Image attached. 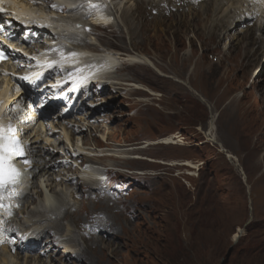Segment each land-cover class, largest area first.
I'll list each match as a JSON object with an SVG mask.
<instances>
[{"label":"rangeland","instance_id":"obj_1","mask_svg":"<svg viewBox=\"0 0 264 264\" xmlns=\"http://www.w3.org/2000/svg\"><path fill=\"white\" fill-rule=\"evenodd\" d=\"M213 1L218 9L211 13V20L217 21L232 1L228 4L224 2L225 5L221 0ZM237 1L234 0L235 6ZM205 3L190 0H87L83 1L80 11L72 13L52 7L54 3H34V9H42L52 22L59 19L69 22L68 30L78 41L63 38L53 40L50 32L48 35L38 33L41 34L39 38L28 47L31 52L25 53L31 61L36 52L59 57L67 52L82 51L88 56L106 59L104 62L108 69L105 76L111 78L109 82L90 83L85 95L80 92L76 97L78 104L83 106L65 116L76 122L63 125L67 126L63 128L69 142L64 140L56 119L48 124L51 118L41 121L42 135L33 137V140L37 146L47 150L54 144L56 149L51 157H58V162L68 159V150H76L77 147L81 151L78 147H82V140L87 141L83 147L88 152L79 154L73 167L79 173L86 171V168H82L84 166L91 167L92 171H105V175H98L101 185L98 188L92 185L89 189L92 194H88L87 202L80 200L81 183L88 175L93 178L95 172L90 175L87 172L91 171H86V176H74L70 186H57L59 182L56 180L52 186L66 200H69L71 192L72 199L77 200L76 206H67L72 214L69 221L73 219L75 227L92 218L93 212H96L97 219L108 222V227L94 234V238H101L102 246L107 251L105 254L89 251L83 262L75 258V252L63 256L65 253L59 240L66 234L64 229L59 233L52 231L43 234L34 252L20 250L19 264H49L52 256L62 264H264V158L261 156L264 144L260 153L249 160L245 146L251 147L253 138L247 145L246 137L238 142L234 134L235 124V133L247 127L246 120H242L244 114L258 117L257 126L264 122V47L243 62L247 53L245 42L240 39L244 35L237 32L245 31L243 29L246 27L243 24L232 26L227 36L219 42L216 34H208L204 28L206 21L201 13ZM86 4L99 9L86 8ZM196 6L201 12L199 16L196 15ZM94 11L109 13L103 27L93 25L96 19ZM256 21L255 18L252 22ZM67 27L57 29L60 31ZM253 28L250 31L256 34V26ZM229 38L234 42L240 41L239 45L230 47ZM257 47L258 44H253L251 49ZM183 57L186 58L184 68L181 62ZM100 62L83 65L82 69L103 64ZM231 63L237 67L243 63L245 65L231 72ZM21 64L23 68L24 63ZM80 69L81 65L72 68L68 75L75 80L78 76L72 74L76 72L79 75ZM59 71L61 73L60 68ZM56 75L51 74L48 79ZM113 82L122 86L114 87ZM177 83L184 84H180L181 90L173 85ZM138 89L142 92L138 93ZM12 93H15L14 89ZM238 94L244 108L236 103L231 109L228 102ZM202 96L209 102L203 100ZM65 104L58 106L57 115ZM211 112H217L215 124L219 142L209 138ZM73 126L81 128L83 132L70 135ZM43 134L47 139L43 138ZM171 138L180 142L164 143ZM60 139L65 142L62 143ZM147 140L161 143L142 150L135 149L134 155L132 151L126 155L138 157L140 154L149 159L165 160L169 165L150 161L125 164L124 160L104 156L107 151L111 154L109 151L113 149L132 150L145 146ZM70 143L71 147L68 146ZM164 149L165 152H162ZM226 151L231 158L225 155ZM258 159L259 169L250 170V163ZM180 160L186 161V166L177 165ZM241 168L246 175L244 180V175L240 174ZM36 184L38 182L29 185L33 200L24 202L23 215L20 218L9 217L13 227L26 222L29 216L26 209L35 210L41 204L40 190ZM107 184L113 186L108 192L112 196L103 198L106 201L101 202L104 192L99 191ZM52 196L55 204H59V196ZM112 201L115 202L114 206L108 204ZM77 207L82 210L77 212ZM115 222L118 225L113 228L111 224ZM68 224L71 225L70 222ZM85 232L89 231L85 230L82 235ZM14 233L13 243L17 244L20 239L18 233ZM82 235L77 233L75 238L77 243L82 244L76 247L78 251L86 244L91 248L96 246L91 239L82 241ZM47 238L52 241L51 250L48 256L41 254L39 262L36 256L40 249L43 250ZM115 248L117 255L111 253ZM13 249L12 254L16 255L17 250Z\"/></svg>","mask_w":264,"mask_h":264},{"label":"bare ground","instance_id":"obj_2","mask_svg":"<svg viewBox=\"0 0 264 264\" xmlns=\"http://www.w3.org/2000/svg\"><path fill=\"white\" fill-rule=\"evenodd\" d=\"M38 1H46V5H48V3H50V4L54 3L57 6L55 8H60V9H62L63 12L72 13V12H77V10L80 11L79 9L81 8L80 6H82L83 1H87V0H5L6 3H9V6H7V5L5 6L6 8H10L12 6L22 8L23 9L22 12H24L26 15H29L31 18H34V21L27 20L26 22L28 24L32 25V27H30V28H34L36 32H40L41 34L45 33V35H48V33L50 32V36H53V40H55V39L58 40L59 38H63L64 40H69V39L76 40L72 36V33L69 32L70 29L68 30L67 26H68L69 22L67 23L66 21L60 20V19L57 20L58 23L52 22L51 17H48L47 15H45V13L42 9H39L38 11H36L34 9L33 5H34V3H38ZM190 1L199 2V4L201 1H206V3L202 7V10H203L202 13L199 11V8H198L199 6H196V8H195V9H197V11L195 10L196 15L199 16L201 13V15L204 16V20L206 21L204 23V28L208 30V34H216L217 35L216 38L219 37V40H218L219 42L221 39H224L227 36V31L230 30V28L232 26H238L240 24H243L242 26L246 27L245 29H243L245 31L241 32V30H239L237 32L238 34L243 33V35H244L240 39V41L242 40V42L243 41L245 42L244 47H245V52L247 53V55L243 58L244 60H242L243 62L246 59H249L251 56L256 55L258 50L260 48L264 47V0H238L236 3L237 4L236 6L234 5V0H221V2L223 4H224V2H225V4H228L231 1L232 2L230 3L231 5L229 4L230 7L228 6L223 11L224 14L221 17V19H219L217 21L211 20V13L215 12L218 9V6L216 5V3L213 0H190ZM116 2H118V1H116ZM112 3H114V2H112ZM112 6H114V4ZM155 6H157V5H155ZM204 6H205V8H204ZM86 8H89V9L93 8L94 10L99 9L97 6H94V5H87ZM190 9H191V7H190ZM20 11H21V9H20ZM94 12H96V11H94ZM16 13H18V12H16ZM95 15H96L95 16L96 21L94 20L93 25L95 27L96 26L97 27H103V22L108 19L107 17L109 15V13H107V12L100 13L99 11H97ZM255 18L257 19V21L252 22ZM184 19L182 21H184ZM10 21H12V25H13L12 30L14 31V30H17L16 28L18 27V22L22 21V19L20 18V15L18 17H16L11 13V11H8L7 13L4 14V22H10ZM54 21H56V19H54ZM50 23L54 24V25H50ZM56 24H57V26H56ZM41 25H44V26H41ZM60 26H61V28L62 27H67V28L60 29V31H59L57 28H60ZM254 26H256V34H257V32H259L258 35H256L252 31H250V29L253 28ZM56 29L59 31V33L57 32ZM71 31H73V29H71ZM175 38L176 37L174 36V40H173L174 45H175V41H176ZM15 40L19 41L20 38L17 37ZM76 41H78V40H76ZM240 41L234 42L233 39L229 38V46L235 48L237 45H239ZM106 44L112 45L113 43L107 42ZM189 44H190V42H189ZM253 44H258V47L255 49L254 48L251 49V47H253ZM50 48L51 47H49L48 49H50ZM15 50L12 52V59L14 60V63L11 66L9 65V67L7 66L8 64H6L5 67L3 68V71H2L1 77H0V90H1L0 91V99L3 100L2 105L0 106V112H2L3 110L5 111L6 119L13 118V116H15V117L18 116V118L13 119V121H14V123H16L18 125L19 133L22 136V138L25 142V145H26L27 155L25 157L20 158L17 162V164H19L20 170L23 173V182L16 185L15 187H9V188L3 190L2 193H4V194L0 195V205H2V207H0V245H1L0 246V264H19V260L21 259V256L19 255L20 250L27 252V253L34 252V251H36L35 247L39 242V238L43 234H47V233L52 232V231L59 233V232L63 231L64 229L66 231V234L64 237L61 236L60 240H59V242L62 245L63 251L65 253L63 256H68V254L70 255V254L75 252L76 253L75 258L78 260H81L83 262L84 256L86 257V255L89 251H92L94 253L105 254V252L107 251V248L102 246L103 241L101 240V238L100 239L94 238V234H96V231L100 232L102 229H105L106 227H108V222L106 223V222H103L101 219H97V216H95L96 212H93L95 214L93 215L92 218L85 221V223L80 224L79 227L77 225L75 227L74 226L75 225L74 220L72 219V221H69V219H71L72 214L69 211L70 209L69 208L67 209V206H70V205H71V207L76 206L77 200L75 202L72 199V197H73L72 192L70 193L69 200H66L65 198L59 196L58 192H56L52 186L53 183L55 182V180L59 182L56 184L57 186L63 185V184H64V186H70L71 185L70 182H73L72 178L74 176H77L79 174L86 176L87 175V174H85L86 171H91V172H87L90 175H91V173L93 174L95 172L96 173V175L94 173L95 177L93 176V178H92L91 176L88 175L87 177H91V178L87 179V177H85V179H83V181L81 183L80 193H81L82 197L80 200L87 202L89 200L88 194H92L89 191V189L92 188V185L93 186L96 185L95 188H98V185H101V182H100L101 179L98 177V175H105V171L103 172L101 170H95V169H93V171H92L91 167L88 168V167L84 166L82 168H86V171H84V169H83L84 172L79 173V172H76L74 167H73L74 162L78 161V158H77L78 155L81 154L82 152H88V151H85V148L83 147L87 144V141L82 140V147H78V149L81 151H78L77 147L75 145L77 151L74 150L75 148L71 151L68 150L67 151L68 152V154H67L68 159L65 161L58 162L57 161L58 157H57V159H54L51 157V155L53 154V152L56 149L55 148L56 146L54 144H51L50 146H52V147L47 150V149L42 148L41 146H37L35 144V140H33V137H38V136L42 135V132H43L42 124H41L42 120L34 119V117H32V116L29 117L30 123H37L38 122L37 123L38 126H36L37 129L35 126L34 127L32 126L30 128V126L28 125V127H26V123L21 124L20 121H22V120L25 121L26 115H24L25 113H23L24 107H26L25 106V97L28 96L27 91L30 87H32L34 85V80L37 77H40L42 75H44L45 77H48L51 74H57L55 77L60 78V79L50 80L49 82H46L44 85H41V87L45 86L46 92H49V91L54 92V90H56V89H59L62 92H66L65 90H73V92H75V93L76 92L77 93L84 92V95H85V90L87 89V87L90 83L96 82V83H102L103 84V83L109 82L108 80L111 79L108 76H105L107 74L106 69H108V67L105 66L106 62H104V60L106 61V59H104V60L99 59V58L97 59V58H94L92 56L86 55L82 51L67 52L66 55L59 56V57H48L46 54L42 55L41 53L36 52L33 55L34 58H32V61H31L30 57H27V55H25V53L26 52L29 53V51L31 49H23V48L16 47ZM17 50H18V52H17ZM174 50H176V49H174ZM73 51H75V50H73ZM72 53H76L77 55H72ZM242 56H243V54H242ZM108 58H110V57H107V59ZM133 58H131V60ZM172 59L177 60L176 57H172ZM185 60H186V58H184L181 61L183 68L185 65ZM97 61H101L100 63L103 62V64L93 65V67H91L90 69L87 67L88 70L82 69L83 65L87 66L88 64L94 63ZM21 63H24L23 68H22ZM77 63L81 65V69L79 70L80 74L77 75L76 72L73 73L72 76H78L75 80H73L71 78V76L68 75V73L70 70H72V68H76V67L78 68L80 66V65L77 66ZM50 65H52V66H50ZM244 65H245V63H243V64H241V66L237 67V66L232 64V65H230V67H231L230 70L232 72V71H234L240 67H243ZM212 66H214V65H212ZM59 68L61 70V73L59 71ZM8 73H10V74H8ZM176 74H177V72H176ZM180 74L183 75V72L181 71ZM5 75H7V76H5ZM22 77H29V79H27V80L22 79ZM50 79H52V78H50ZM116 79H118V78H116ZM116 79H114V80H116ZM183 82H184V80H183ZM180 84H182V83H179V84L177 83V84H173V85L176 88L181 90L182 86ZM112 85H114V87H115V85L116 86H122L121 84L116 83V82H113ZM182 85H184V84H182ZM13 89L15 91L14 94L12 93ZM21 89L23 90V92L19 93ZM137 92L139 93L142 91L138 89ZM57 93L59 95L62 94L59 91ZM248 95L249 94H247V96ZM243 96H244V94H243ZM202 99L205 100L206 102H209L208 99H206L204 96H202ZM241 103H240V94L231 97L229 102H228L229 107L231 109L233 107H235V104L238 107L244 108V105ZM82 106H83V104L80 106V103L78 105L75 104V106H74L75 111L80 109ZM66 107H67L66 104L63 105V110H66ZM245 115L246 114H244V117H242V120H244V119L246 120L247 127H244L245 129H242V130L239 129V130H237L238 133H235L236 129H237V124H235L234 134L236 135L235 138L238 142L242 141L241 140L242 137H246V139H245L246 144L250 142L251 138H253L254 141H252L251 147H248L249 146L248 144H247L248 146H245L246 152H247L246 155L248 156V158L250 160L251 158L256 157L258 155V153H260L261 146L264 144V122H261V125L257 126L258 117L245 116ZM216 117H217V112H215V113L211 112V117H210V121L208 124L209 125V134H210L209 138L212 141L219 142V141H217V135H216V124H215V118ZM55 119L57 121L56 124H59V126L61 127V131L63 133L64 140L69 142V138L67 137V133L65 132V128H63V127L67 128V126H63V125L64 124L69 125L70 123L75 124L76 122L75 121L72 122V120L66 119L60 113L56 117L48 120V124H50L51 121L52 122L55 121ZM79 126H81V125H79ZM50 127H52V124ZM80 132H83V131L79 127L73 126L72 128H70V135H75V134L77 135ZM242 132H244V135H242ZM43 138L47 139V136H45V134H43ZM60 141H62V140L60 139ZM63 141H62V143L65 142V141L64 142ZM70 141H71V136H70ZM168 142L169 143L180 142V140L175 141V139L171 138L168 141H165L164 143H168ZM144 143H145L144 144L145 146L133 148L132 150L113 149V150L109 151L111 154H108V151H107L104 153V156L124 160L123 163H125V164H129V163L134 164V163L139 162V161H144L143 164H145L146 162L150 161L153 163L169 165L165 160H155V159H151V158L149 159V158H146L140 154H138V157L137 156L131 157V156L126 155V153L130 152V151H132L131 154L134 155L135 149L142 150V149L147 148L146 146H151L153 144H159V143H161V141L150 142V140H147ZM164 143H162V144H164ZM65 144H63V145H65ZM68 146L71 147V143ZM68 146H66V147H68ZM239 147L242 148V146H239ZM66 150H67V148H66ZM162 152H165V149ZM225 155H227V157H230V158L232 157L230 155V153H228V152ZM261 156H263V158H264V153H261ZM88 159H91V158L89 157ZM88 159H86V160H88ZM25 160L29 161L30 163L26 164ZM86 160H85V162H86ZM259 162H260L259 159L255 163L249 162L250 165L248 166V168L252 171H256L257 169H259ZM67 163L71 164V165H67ZM176 164L182 165L184 167V166H186V161L180 160L179 163H176ZM80 165H82V163ZM60 166H63V168L60 169ZM53 173L56 175H52ZM240 174L244 175V177H243V180H244L246 177V175L244 173V169L241 168ZM139 175H148V174L147 173H144V174L140 173ZM179 175H180V172L178 174V177H179ZM38 178H41V179L38 180ZM136 178H139V177L137 176ZM71 179H72V181H70ZM68 181H69V183H68L69 185L66 183ZM37 182H38V184H36L35 186L38 187L40 190L41 204L36 206L35 210L26 209V212H28V215H29L27 217L26 222H21V225H19V227H13V225H10L11 223L9 221V217L20 218L21 215H23L22 211L25 209L23 206L24 202L29 201V199L33 200L32 187L29 188V185H31V184L33 185ZM84 182H90L91 184L85 185ZM111 187H113V186H110L109 184H107V185H104L103 187L100 188L99 192H104L103 193L104 196L100 199L101 202H103V200H104L103 198L112 196L110 193H108L109 190L112 189ZM52 194H56V196H59L60 199H57V200H59V204H55V199L53 198ZM99 195H101V194L99 193ZM70 199H71V201H70ZM105 201L106 200H104V202ZM20 202H22V204L20 205V207H18V204ZM56 203H57V201H56ZM70 203H72V204H70ZM109 203L111 206L115 205L114 201L108 202V204ZM39 206H41V208H39ZM81 210H82V208L79 209L77 207V212L81 211ZM59 211H61L60 212L61 214H59ZM53 216H55V217L53 218ZM64 222H67V223L65 224ZM68 222H70L72 226L69 225ZM111 225L113 226V228H116V225H118V224L115 222V223H112ZM83 227H84V230H82ZM113 228L110 226V229H113ZM85 230H88L89 232L88 233L85 232V235H82V233ZM14 231H16L18 233V235H17L18 240L20 239L19 243H17V244L13 243V239H14L13 235L15 234ZM77 233L82 235V241H86V239H89V240L91 239L92 241H94L96 243V246H94V248H91L88 244H86L85 248L81 249V251H78V249H76V247H79L82 244L79 242L77 243V240L75 239V238H77V236H76ZM236 236H237V234H236ZM51 245H52L51 239L47 238L45 240L43 250L40 249L38 251V256H36L38 261H39V258H41V256H40L41 254L44 253V255L48 256V253L51 250ZM24 246H26V249L24 248ZM13 248H16V250H17L16 255L12 254L14 252ZM111 253L114 255H117L118 251L115 248L111 251ZM74 263L72 262V264H74ZM37 264H39V263H37ZM44 264H46V263H44ZM49 264H62V263L60 261H58L55 257L52 256L50 258Z\"/></svg>","mask_w":264,"mask_h":264},{"label":"snow or ice","instance_id":"obj_3","mask_svg":"<svg viewBox=\"0 0 264 264\" xmlns=\"http://www.w3.org/2000/svg\"><path fill=\"white\" fill-rule=\"evenodd\" d=\"M52 7H57L52 5ZM5 9L0 8V12ZM44 26V25H41ZM2 27V25H0ZM72 55H77L72 53ZM0 58H5V53L0 50ZM52 66V65H50ZM22 79H29V77H22ZM8 131L14 132L15 129L9 125ZM13 156H23V149L18 138L3 134V129H0V191L4 190L7 185L14 184L18 176V170L12 164ZM25 163H30L25 160ZM2 207V205H0Z\"/></svg>","mask_w":264,"mask_h":264},{"label":"flooded vegetation","instance_id":"obj_4","mask_svg":"<svg viewBox=\"0 0 264 264\" xmlns=\"http://www.w3.org/2000/svg\"><path fill=\"white\" fill-rule=\"evenodd\" d=\"M202 144V143H201ZM203 145V144H202ZM203 167L201 166V169H202Z\"/></svg>","mask_w":264,"mask_h":264}]
</instances>
